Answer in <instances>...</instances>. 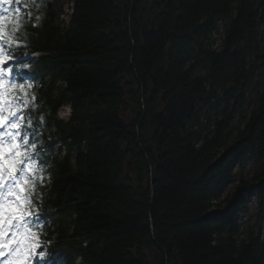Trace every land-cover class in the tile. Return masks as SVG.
<instances>
[{
  "label": "trees",
  "instance_id": "obj_1",
  "mask_svg": "<svg viewBox=\"0 0 264 264\" xmlns=\"http://www.w3.org/2000/svg\"><path fill=\"white\" fill-rule=\"evenodd\" d=\"M29 1L40 22L10 32L19 53L44 52L25 63L41 84L33 126L45 114L35 200L49 256L264 264V0H73L68 25L63 0ZM249 159L262 165L223 196Z\"/></svg>",
  "mask_w": 264,
  "mask_h": 264
},
{
  "label": "snow or ice",
  "instance_id": "obj_2",
  "mask_svg": "<svg viewBox=\"0 0 264 264\" xmlns=\"http://www.w3.org/2000/svg\"><path fill=\"white\" fill-rule=\"evenodd\" d=\"M11 2L0 0V12L3 4ZM5 19L0 15V21ZM18 47L0 24V264H33L34 260L37 264H66L56 251L48 256L41 240L45 220L35 197L44 179L42 152L32 120L24 115L35 97L27 95L23 84L11 83L15 76L10 75L13 68L7 66L5 54ZM21 74L22 69L17 68L16 76Z\"/></svg>",
  "mask_w": 264,
  "mask_h": 264
},
{
  "label": "rangeland",
  "instance_id": "obj_3",
  "mask_svg": "<svg viewBox=\"0 0 264 264\" xmlns=\"http://www.w3.org/2000/svg\"><path fill=\"white\" fill-rule=\"evenodd\" d=\"M72 11V4L70 2L65 1L64 2V6H63V13H64V18L68 19V17L70 16V13ZM226 22L225 21H220L219 25L217 27V29L214 31L212 39L210 41V45L212 46V48L215 49H221L222 48V42L223 39L225 37V28H226ZM6 57H7V66H13L12 62H10L11 58L8 57V52L6 51ZM63 111L60 112V116L64 117V118H68L69 115V110L68 108H64L62 109ZM258 167V164L254 163L253 160H250L247 162V164L245 165V167L239 169L237 168V171L235 173V175L232 178V181L224 188V196L228 195L229 193H231V191L235 188L236 184L239 182L240 177L242 175H244L245 177H250L253 175L255 169ZM255 199H252V203H251V208L249 210V212H252L254 210V206H255Z\"/></svg>",
  "mask_w": 264,
  "mask_h": 264
}]
</instances>
